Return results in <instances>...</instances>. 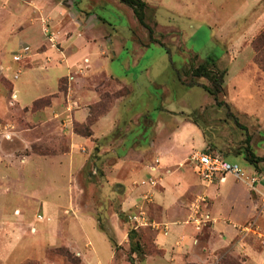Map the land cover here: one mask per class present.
<instances>
[{
    "label": "rangeland",
    "instance_id": "obj_1",
    "mask_svg": "<svg viewBox=\"0 0 264 264\" xmlns=\"http://www.w3.org/2000/svg\"><path fill=\"white\" fill-rule=\"evenodd\" d=\"M144 1L149 28L121 0H0V264L25 260L71 264L54 250L74 244L72 207L93 214L104 231L97 230L106 246L111 247L109 235L115 240L116 264H129V255L133 264L141 263L145 255L131 254L128 234L132 228L141 229L131 243L140 241L146 253L155 250V232L166 234L169 223L161 218L151 189L158 190L162 173L179 168L194 178L179 206L185 214L181 222L194 227L197 253L206 254L200 264H256L249 249L264 251V161L254 165L246 158L248 150L264 157V72L254 63L252 45L264 30V0ZM51 33L52 43L48 41ZM41 38L37 52L49 46L59 58L44 64L39 57V64L32 65L30 55ZM23 45L30 47L29 54L13 60ZM62 57L68 65L77 61L65 84L66 92L73 89L76 105L83 104L82 96L88 91L90 101L100 91V96L114 92L120 96L109 117L94 123L96 139L74 149L79 166L73 170L68 157L57 156L67 148L65 137L55 132L59 124L45 122L35 113L41 109L29 108L32 115L22 110L33 96L56 91V77L67 73ZM4 62L12 67L3 66ZM203 62L223 73L222 91L209 94L205 87L215 91L211 80L193 76V69ZM17 72L18 79L14 78ZM11 81L19 87L16 106ZM73 102L69 112L76 106ZM29 122L36 128L27 130L32 128ZM114 136L122 138L119 145ZM152 142L155 145L149 148ZM170 145L174 148L168 156ZM109 146L124 156L117 159L118 176L110 175L109 183L101 182L102 188L94 185L87 191L101 172L95 165L100 147L109 151ZM200 151H217L243 168L248 178L226 175L232 181L233 196L230 192L218 197L196 193V187L212 184L194 172L192 157ZM154 154L163 160L184 158L168 167L171 170L162 167L158 175H143V183L151 189L142 191L138 202L124 212L117 209L111 188L115 178L131 185L132 165L140 158L149 161L151 170H158L161 163ZM111 156L104 158L110 162ZM151 179L156 185L150 184ZM215 206L224 216L220 222L228 225L229 235L233 231L232 240L219 248L210 247V242L226 237L210 233ZM115 211L121 220L116 236L109 225ZM140 211L148 226L136 227L132 221L131 216Z\"/></svg>",
    "mask_w": 264,
    "mask_h": 264
},
{
    "label": "crops",
    "instance_id": "obj_2",
    "mask_svg": "<svg viewBox=\"0 0 264 264\" xmlns=\"http://www.w3.org/2000/svg\"><path fill=\"white\" fill-rule=\"evenodd\" d=\"M25 31L31 32L30 30L27 31V29ZM22 33H24V31ZM42 41H43L42 38L37 41L36 46H35V52L30 55L31 56L30 62L32 63V65H35V63L37 62H38L37 64H39V61H38L39 57L40 58L43 57L42 62L44 64L46 63L51 64L55 62L57 58H59V55L55 53V51L52 48H49V46L44 47L42 48L41 51L37 52V48L39 45L42 44L41 43ZM84 44H88L87 41H84ZM60 60L61 62L63 61L65 63L67 67V73L65 75L62 74L56 77L57 89L55 92L50 93V95H55V96L52 97L51 103L49 104V106L39 111H36L35 113L36 114L40 113L42 115L41 116L42 119L45 122H51V123L55 122L59 124V127H57V130H55V132L56 134L65 137L67 148L65 152H63L60 155L57 154V156L68 157L70 160L71 169L73 170L74 165L78 164V163H75L76 158L74 157V154H75L74 149L75 148L78 149V147L87 143L89 140H92V139L95 140L96 138L94 137V134H95L93 130L94 126H92L93 135L91 137H83V136H80L74 133L72 125L74 124V122H85L86 121L87 116L89 114V106L97 102L98 100H100L101 91H100L99 97L96 96L95 98H93L94 99L93 101L92 100L90 101V99H88L90 97L89 91L88 93L85 91L86 92L85 96H82L84 97L83 98L84 101L82 105L78 103L76 105L75 102H73L72 100L73 89L72 88H70L69 91H67L63 95L61 94L56 95L57 93H59V89H58L59 80L62 77H69L71 73H73L72 69L75 67L77 63V61H73L75 63H71L70 65H68L66 64L67 62L65 58L62 57L60 58ZM2 65L3 66L9 65L10 68L12 67V65L9 62L7 63L4 62ZM58 65H60V63H57L54 66H58ZM11 87H12L11 92L14 94V103L16 106V104L18 103L17 99H18L19 87L15 88V85L13 82H12ZM99 88H100V85L96 87L95 90L98 91ZM33 97H32L33 99L30 98L32 100L27 102L30 104L24 103L22 107V110H26V112H24L25 114H28V113L31 115L35 114V113H32L30 110H28L31 104L33 103V101L38 99L37 96H33ZM119 97L115 99L114 105L111 108V110L105 115L101 116L96 121L104 120L105 118L107 119V117H109L108 115L113 110V108L116 106L117 102L119 101L118 100ZM79 99L82 101L81 98ZM72 102L76 106L72 107L73 111L69 112L68 108L71 109ZM83 107H85V111L82 112L81 108ZM47 112H49L50 114H48V116L46 117L45 114ZM37 122L41 123L40 120H38ZM29 123L31 124L32 128H27V130L36 128L34 127L35 126L34 122L33 123L29 122ZM109 136L111 135H108L104 137L103 139L106 140V138ZM116 137L114 136V139H117L118 145H119L120 142H122V138L118 136ZM99 143L100 142H98L97 144ZM151 145L153 146L155 145V143L152 142L149 148H152ZM167 148L169 149H167L166 153L169 156L170 151H172L174 146L170 145V146H167ZM108 149L110 150L106 151L107 148L101 149L100 147L99 155L101 157L99 159V163L95 162L96 163L95 165L98 169H100L102 173L99 172V177L97 181L93 180L92 183L88 184L87 191H89V189H91L92 186L94 185L98 186L99 189L102 188L103 185L101 184V182L107 181L109 183L108 179L112 177L110 175L118 176V174H115V172H117L118 170L117 159L124 158V156H122V154L119 155L118 152H116L112 146H109ZM108 153L112 155L110 157L111 159L110 162L108 160H105L104 158L105 155H107ZM138 153L142 155V151H138ZM154 155H156L160 159V163H161L160 168H159L160 170L159 169L155 171L151 170L150 166L148 165L149 161H146L144 158H140L139 160H137V162H134L132 165V168H133L132 173L134 176H133V179L131 178L132 179L131 185L126 186L125 184L119 182L120 181L119 179L115 178V182L113 183L111 188L113 187V191H115L112 193L113 195L112 198L114 199V202L116 203L115 207H117V209H120L122 212H124L127 206L128 208H130L132 207L134 203L138 202V196H140V193L142 191L151 189L150 186H147L145 183H143L145 181L143 175H147V177H149L152 174L158 175L160 174V172H163L161 170L162 167L168 169V167H171V165L175 166L177 163H179V160H182L184 158L182 157L181 159L175 161V160H172V157L171 158L167 157V160H163V158L159 154H154ZM36 156L40 157L39 155H36ZM87 159L88 157L84 158L83 165L87 163ZM126 165L128 164L126 163ZM77 166H79V164ZM79 168L80 167H77V171ZM168 170H171V169H168ZM194 172H195V169H194ZM162 174L164 176L161 177L160 186L158 187V190L151 189V191L153 192L152 195L154 196L155 203L160 206L159 209L161 211V218L164 219L163 220L164 222L169 223L166 234L162 231H157L155 232V235H154V243L156 244L157 248L162 250V254L156 255V256L147 255L145 256L144 260L141 263L136 260L135 262L137 263H134V264H149L150 262L151 264H187V263L200 264L201 261L205 258L204 256L206 254L204 255L200 253L199 255L197 253L196 247L194 244V239L196 237L195 236L196 234L194 233V227L192 228L190 226L191 224H188L189 226H186L185 224L186 222H181V217L184 216L185 214H184L183 209H181L179 206L184 196L186 195V193L189 191V189L193 185L194 178L192 177L190 173L182 171L181 168H179V170H174L173 172L170 171V173L168 174L167 173H162ZM226 177H227V180L224 183L223 181H219L218 179H216L214 183L208 185L209 187H204V188L194 187L196 189V193L202 192L211 197H218L220 195H226L228 192H230L231 196H233L235 193L231 191L232 181L228 179V176ZM116 181H118L119 183ZM91 193L92 192H90V194ZM108 198L109 197H107V200ZM72 209H73L72 215L74 218L70 222V224L71 225L74 224L76 231H74L70 237L73 239L74 244H72V247L70 246H66V247H68L71 252L75 253L80 258L81 264H116L115 262L118 259L116 255V250L112 246L111 242H110L111 247H108L104 244V241L101 239V237H99L97 230L101 233H103L104 231H102L98 227L97 220L95 219L93 214L88 213V212H80V213L76 212L77 209L75 210L74 207H72ZM217 210H218V207L215 206V208H213V211H215L216 215H214V221H213L214 223L211 226L212 229L210 233L214 237L216 235H219L221 237L223 236H226V237L222 238L220 242L217 239H215V241L213 242H210V241L209 242H210V247L216 246L219 248L225 244H228L232 240L233 231L231 230L232 233L230 232V235H229V231L227 230L228 225L220 222V219L224 216L223 214H220L219 212H217ZM116 212L117 211H115V213ZM115 213H114L115 216H111L109 225H110L111 232L113 234L115 233V236H116V232H117L116 228L119 225L118 222H121V220L119 219L117 213L116 214ZM171 213L174 216H172ZM115 217L117 221L114 220ZM33 230L35 229L33 228ZM75 236L79 237V239L76 240ZM93 237L95 238L96 242H93L92 240ZM117 241H118V244L120 245L121 241L119 240ZM60 246H64V245H60ZM52 247H56V246H52ZM248 254L249 256H251L250 259L254 261L256 264L257 263L264 264V251L263 252L252 251L249 249Z\"/></svg>",
    "mask_w": 264,
    "mask_h": 264
},
{
    "label": "trees",
    "instance_id": "obj_3",
    "mask_svg": "<svg viewBox=\"0 0 264 264\" xmlns=\"http://www.w3.org/2000/svg\"><path fill=\"white\" fill-rule=\"evenodd\" d=\"M121 1L132 8L136 18L143 26L148 27V24L145 21V9L147 4L144 0H121ZM252 45L255 51V55L253 58L254 63L258 66V68H260L264 72V30L260 32V34L253 40ZM192 73L193 76L195 77H206L209 80H211L212 84L215 85V91H212L211 89L205 87V89L209 94L218 93L223 90L222 87L223 73L221 74L219 72H214L213 70H211L208 67V62H203L200 65H198L196 68L193 69ZM66 81H67V77H62L59 80L58 89L60 92H66L67 90L66 88L67 86L65 87ZM53 96L55 95H48L34 100L30 106V110L34 111L47 107L51 103V99ZM118 97L119 94H117V92L102 94L100 100L89 106V114L87 116L86 121L75 122L76 124V125L74 124L75 133L83 137H91L93 135V130H92L93 124L96 122L97 119H99L101 116L105 115L111 110V108L114 105L115 99ZM246 141L247 143L249 142L248 137L246 138ZM246 158L254 165H256L258 162L264 161V157L255 156L254 153L251 152L250 150L247 151ZM140 230L141 229L135 230L132 228L128 234V239L131 244V249H130L131 254L135 253L136 255L138 254L145 256L147 255L156 256L162 254V250L157 248L153 240H152V244L155 250L150 253L145 252L144 250L145 246H143L140 243V241H136L135 244L131 243L133 234L137 235ZM108 237L112 246L116 249L118 247L117 243L110 235ZM54 252L71 264H81V260L75 257L74 253L71 252L70 249L66 246L57 247L54 250ZM133 260L134 259L132 255H129L128 261L130 264H133L134 262ZM23 264H39V263L31 260L30 261L25 260ZM187 264H193V263H187Z\"/></svg>",
    "mask_w": 264,
    "mask_h": 264
},
{
    "label": "built area",
    "instance_id": "obj_4",
    "mask_svg": "<svg viewBox=\"0 0 264 264\" xmlns=\"http://www.w3.org/2000/svg\"><path fill=\"white\" fill-rule=\"evenodd\" d=\"M47 34V33H46ZM54 36L51 35L48 37L49 42L53 41ZM30 47L28 45H23L20 48V51L13 55V60L19 61L21 57H26L29 54ZM19 72H17L14 78H18ZM194 169L197 175L207 183H213L218 179L223 181L226 175L231 174L237 178H242L245 175L243 168L235 162L228 161L222 154L217 151H200L196 152L193 157ZM248 178V176H247ZM252 182L256 181V178L251 179ZM151 185H156V181L150 180ZM264 204V198H263ZM132 221L135 222L136 227L148 226L150 223L147 221V218L143 211H140L138 214H133L131 216ZM200 219H196V222H199ZM151 226H157L156 223H151Z\"/></svg>",
    "mask_w": 264,
    "mask_h": 264
}]
</instances>
